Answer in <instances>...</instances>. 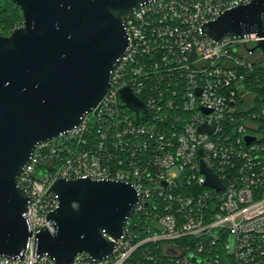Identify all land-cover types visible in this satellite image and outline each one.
<instances>
[{"label":"built area","instance_id":"built-area-1","mask_svg":"<svg viewBox=\"0 0 264 264\" xmlns=\"http://www.w3.org/2000/svg\"><path fill=\"white\" fill-rule=\"evenodd\" d=\"M249 2L155 0L123 16L128 44L105 94L74 129L36 144L16 177L31 237L0 264H56L34 252V235L54 230L51 184L75 178L127 183L138 201L111 255L70 264H264V57L250 50L264 36L214 41L201 30ZM124 88L143 121L119 102Z\"/></svg>","mask_w":264,"mask_h":264},{"label":"water","instance_id":"water-1","mask_svg":"<svg viewBox=\"0 0 264 264\" xmlns=\"http://www.w3.org/2000/svg\"><path fill=\"white\" fill-rule=\"evenodd\" d=\"M153 1L11 0L22 24L0 35V257L20 258L31 237L22 216L29 194L16 177L34 146L71 131L95 107L127 48L123 16ZM263 16L264 0H250L201 30L214 41L225 34L263 37ZM250 50L264 57V39ZM118 100L138 121L146 118L129 89H121ZM200 172L206 185L221 189L203 164ZM49 190L57 196V207L47 214L54 230L34 235V252L56 264H70L78 253L92 260L111 255L138 201L135 189L115 180L75 178L57 179Z\"/></svg>","mask_w":264,"mask_h":264},{"label":"trees","instance_id":"trees-1","mask_svg":"<svg viewBox=\"0 0 264 264\" xmlns=\"http://www.w3.org/2000/svg\"><path fill=\"white\" fill-rule=\"evenodd\" d=\"M21 24L22 12L20 8L11 0H0V35H8L14 27Z\"/></svg>","mask_w":264,"mask_h":264}]
</instances>
